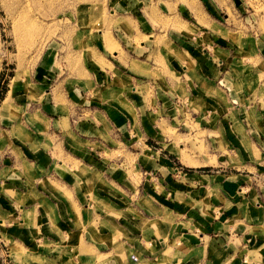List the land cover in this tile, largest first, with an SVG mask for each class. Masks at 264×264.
I'll list each match as a JSON object with an SVG mask.
<instances>
[{
	"label": "crops",
	"instance_id": "1",
	"mask_svg": "<svg viewBox=\"0 0 264 264\" xmlns=\"http://www.w3.org/2000/svg\"><path fill=\"white\" fill-rule=\"evenodd\" d=\"M243 44L255 61H179L185 103L127 92L139 79L108 60L65 79L42 66L4 98L0 264H264V41ZM186 121L207 152L172 150L164 131Z\"/></svg>",
	"mask_w": 264,
	"mask_h": 264
},
{
	"label": "rangeland",
	"instance_id": "2",
	"mask_svg": "<svg viewBox=\"0 0 264 264\" xmlns=\"http://www.w3.org/2000/svg\"><path fill=\"white\" fill-rule=\"evenodd\" d=\"M260 40L264 0H0V107L9 94L17 104L18 94L26 98L42 66L65 79L97 74L111 66L107 60L116 69L110 67V76L139 79L122 86L127 92L165 89L185 103L179 61L223 47L246 64L255 60L243 41ZM185 123L164 131L172 150L178 157L187 145L207 152L206 133Z\"/></svg>",
	"mask_w": 264,
	"mask_h": 264
}]
</instances>
